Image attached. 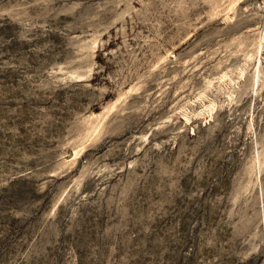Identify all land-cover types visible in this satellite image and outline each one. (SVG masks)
<instances>
[{"label": "rangeland", "instance_id": "1", "mask_svg": "<svg viewBox=\"0 0 264 264\" xmlns=\"http://www.w3.org/2000/svg\"><path fill=\"white\" fill-rule=\"evenodd\" d=\"M0 264H264V0H0Z\"/></svg>", "mask_w": 264, "mask_h": 264}]
</instances>
